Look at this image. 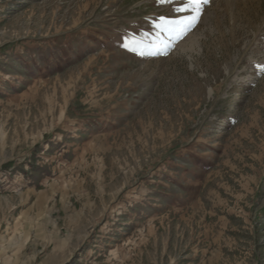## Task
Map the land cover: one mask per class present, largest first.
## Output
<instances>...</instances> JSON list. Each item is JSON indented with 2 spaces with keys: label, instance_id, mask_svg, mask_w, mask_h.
I'll list each match as a JSON object with an SVG mask.
<instances>
[{
  "label": "rangeland",
  "instance_id": "rangeland-1",
  "mask_svg": "<svg viewBox=\"0 0 264 264\" xmlns=\"http://www.w3.org/2000/svg\"><path fill=\"white\" fill-rule=\"evenodd\" d=\"M182 2L0 0V264H264V0Z\"/></svg>",
  "mask_w": 264,
  "mask_h": 264
},
{
  "label": "snow or ice",
  "instance_id": "snow-or-ice-1",
  "mask_svg": "<svg viewBox=\"0 0 264 264\" xmlns=\"http://www.w3.org/2000/svg\"><path fill=\"white\" fill-rule=\"evenodd\" d=\"M208 2L209 0H183L182 4L177 6L174 10L176 12H183L187 11L188 9H192L195 15L187 17L184 20H169L168 18L161 16L160 20L163 22V24L171 26L166 28L165 30L177 39L183 38L188 30L193 27L198 21L201 11V5ZM125 46L127 47L128 45ZM256 67L258 69L264 70V65H256Z\"/></svg>",
  "mask_w": 264,
  "mask_h": 264
},
{
  "label": "bare ground",
  "instance_id": "bare-ground-1",
  "mask_svg": "<svg viewBox=\"0 0 264 264\" xmlns=\"http://www.w3.org/2000/svg\"><path fill=\"white\" fill-rule=\"evenodd\" d=\"M121 212V211H120Z\"/></svg>",
  "mask_w": 264,
  "mask_h": 264
}]
</instances>
